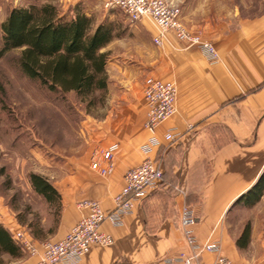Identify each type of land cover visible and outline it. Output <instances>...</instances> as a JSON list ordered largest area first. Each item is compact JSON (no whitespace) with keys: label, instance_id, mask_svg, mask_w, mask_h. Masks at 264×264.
<instances>
[{"label":"crops","instance_id":"0c3cea01","mask_svg":"<svg viewBox=\"0 0 264 264\" xmlns=\"http://www.w3.org/2000/svg\"><path fill=\"white\" fill-rule=\"evenodd\" d=\"M22 1L0 4L11 8ZM68 1L90 16L91 8L104 7V0ZM168 1L179 7L180 22L191 33L213 43L219 59L208 61L172 31L161 46L155 44L154 28L146 19L131 21L105 7L99 17L91 16L94 24L112 26V39L100 49L107 53L108 105L102 115L92 114L89 136L97 155L112 149L113 170L101 177L91 169L92 160L73 162V171L59 181L61 207L53 231L42 226L46 237L35 238L13 215L2 212L0 223L11 235L24 229L36 240H57L84 213L78 206L83 199L113 209L125 172L146 156L141 151L149 136L143 88L145 78L153 76L177 84V112L157 127L160 145L149 154L160 162L162 180L136 201L121 224L103 221L100 230L112 236V243L93 244L75 264H181L175 258L186 248L180 227L186 205L196 215L200 242L217 240L220 253L234 264H253L250 258L261 256L251 252L256 236L264 232L255 228L264 224V217L241 221L232 214L264 202V193L252 206L237 202L264 170V0ZM167 131L177 134L171 142L164 139ZM246 221L249 240L239 246L236 240ZM215 257L204 252L201 259L212 264ZM3 258L9 264L38 260L25 252Z\"/></svg>","mask_w":264,"mask_h":264},{"label":"rangeland","instance_id":"374dc122","mask_svg":"<svg viewBox=\"0 0 264 264\" xmlns=\"http://www.w3.org/2000/svg\"><path fill=\"white\" fill-rule=\"evenodd\" d=\"M22 2L25 5L29 0ZM55 3L62 12L69 13L73 8L68 0H56ZM9 9L0 4V23ZM91 10V16L95 18L105 12L103 6ZM110 12L126 16L118 8ZM19 54L20 49H13L0 59V214L9 213L18 222V219L37 221L51 232L56 226L60 207L48 204L34 192L29 175L44 176L58 190L65 173L73 171V162L84 160L89 164L97 156V150L90 144L91 116L104 113L109 93L106 90L100 102L87 105L73 92L64 95L51 92L23 75L18 65ZM255 216L264 217V202L259 208H247L232 214L235 220L241 221ZM255 228L264 230V224ZM262 233L253 242L251 253H262L250 258L253 264H264ZM4 260L9 264L7 258Z\"/></svg>","mask_w":264,"mask_h":264},{"label":"built area","instance_id":"2783aa9c","mask_svg":"<svg viewBox=\"0 0 264 264\" xmlns=\"http://www.w3.org/2000/svg\"><path fill=\"white\" fill-rule=\"evenodd\" d=\"M107 9L118 8L131 21L148 20L154 28L153 42L162 45L167 41L168 32L172 31L179 40L189 46L197 47L208 61H216L219 54L213 43L203 40L198 34L191 33L180 22V9L168 0H104ZM143 96L147 105L145 127L149 133L147 140L141 145L146 154L136 166L129 168L124 174V185L114 196L112 210H104L96 200L83 199L78 202L84 213L71 226L64 236L57 240H36L24 229L12 233L13 240L28 255L37 256L34 264H75L88 252L93 244L110 245L113 241L110 234L100 230V225L107 220L113 225L121 224L123 217L133 211L137 200L158 186L163 171L160 162L150 157L156 146L160 145L155 132L157 127L177 112V84L173 80H163L153 76L145 78ZM176 133L167 131L166 141H173ZM112 149L101 152L92 159L91 169L99 176L106 177L113 170ZM196 215L190 206L180 211V227L183 232L185 250L175 258L181 264H203L202 254H215L212 264H234L232 259L220 253L221 244L216 240L199 241L194 225ZM172 260H168L171 262Z\"/></svg>","mask_w":264,"mask_h":264},{"label":"trees","instance_id":"16d2710c","mask_svg":"<svg viewBox=\"0 0 264 264\" xmlns=\"http://www.w3.org/2000/svg\"><path fill=\"white\" fill-rule=\"evenodd\" d=\"M0 30V59L7 52L20 49L19 69L28 79L61 95L73 92L87 105L102 100L107 89V53L100 49L113 37L111 24H94L93 17L78 5L68 13L62 12L55 0H29L8 10ZM29 180L34 192L48 204L61 207L60 193L47 178L31 173ZM263 193L264 170L237 202L252 206ZM18 220L33 237L42 238L39 222ZM243 228L236 240L239 246H245L250 236L249 224ZM22 254L20 246L0 223V264H5L4 255L18 258Z\"/></svg>","mask_w":264,"mask_h":264}]
</instances>
